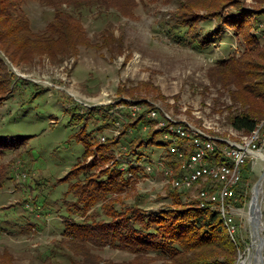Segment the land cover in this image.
I'll use <instances>...</instances> for the list:
<instances>
[{"label":"rangeland","instance_id":"1","mask_svg":"<svg viewBox=\"0 0 264 264\" xmlns=\"http://www.w3.org/2000/svg\"><path fill=\"white\" fill-rule=\"evenodd\" d=\"M125 5L128 13L111 5L103 9V15H85L82 24L92 45L80 44L76 53L59 58L35 54L18 65L0 49V64L15 74V81L23 82L12 94L0 93V98L5 95L0 100V264H165L154 254L139 257L112 246L96 247L64 237L67 204L75 199L67 196L68 181L61 180L86 151L80 138L96 136L95 145L104 143L103 136L118 140L127 131L130 117L135 122V104L144 113L159 108L174 120L226 140L237 142L246 137L229 124L225 103L231 104L230 98L209 74L220 58L238 47L235 33L226 29L211 48L184 46L172 39L174 31L166 25L177 4L129 0ZM243 5L255 13L264 8L256 0H244ZM23 9L33 31L53 21V7L29 1ZM253 20L255 28L264 30V16L257 14ZM218 24L212 19L202 25L208 32ZM5 71L0 69L2 75ZM93 108L99 112L90 115ZM107 109L110 113L104 114ZM103 121H115V125L99 131ZM149 128L128 129L129 138L142 137L145 143L133 154H121L122 158L142 165L165 158V166L182 176L183 161L167 157L169 142L162 135L150 141ZM121 150H128L126 143ZM262 153L242 167L232 203L236 236L243 245L236 264L254 260L257 253L250 207L259 182L264 190V148ZM216 158L222 161V156ZM126 169L132 172L133 168ZM165 180L161 170L154 168L150 174L143 168L117 208L139 204L145 213L172 208L171 188ZM178 193L186 204L198 202V191ZM260 202L264 214V192Z\"/></svg>","mask_w":264,"mask_h":264},{"label":"trees","instance_id":"2","mask_svg":"<svg viewBox=\"0 0 264 264\" xmlns=\"http://www.w3.org/2000/svg\"><path fill=\"white\" fill-rule=\"evenodd\" d=\"M29 1L54 8L53 21L41 31L31 29L23 9ZM128 1L0 0V49L18 65L35 54L59 58L76 53L80 44L92 45L83 28V17L103 15L111 5L117 7V11L128 13L125 8ZM148 1L177 4V10L170 20L167 19L166 25L174 31L172 39L181 45L211 48L226 29L235 33L238 47L225 58H220L209 74L215 85L220 86L230 98L231 104L225 103V107L232 129L245 136L251 135L264 121V30L255 28L256 20H253L257 14L264 16V0H256L262 8L258 13L244 6V0ZM226 9L229 10L223 15ZM212 19L219 24L206 32L202 24ZM0 69L6 70L3 75L0 73V93L12 94L16 86L23 85L21 79L15 81V74L7 72L5 66L0 64ZM98 112L93 108L88 113ZM146 112L134 118L135 122H131L130 117L127 131L118 140L108 139L102 145H95L93 139L96 136L80 138L86 151L73 170L61 180L68 181L67 196L72 195L75 199L67 204L64 237L96 247L112 246L139 257L154 254L165 264H236L238 251L243 248L238 235L236 241L231 238L218 212L201 208L197 201L184 203L179 190L169 191L173 199L172 208L150 213H145L139 204L117 208L121 196L143 171L142 166L133 168V179L121 170L122 162L116 159L118 154L135 153L145 143L142 137L129 138L131 133L128 129L132 128L131 132H134L139 125L150 126V141H153V136L162 135L155 131V122L146 118ZM105 113H110V109ZM114 125L115 121H103L99 131ZM123 137H126L125 141ZM179 142L181 146H187L189 141L180 139ZM125 143L128 150L123 152L121 148ZM221 154L218 147L216 156L221 157ZM189 156L190 151L186 159ZM167 157L174 155L168 153ZM113 161L114 164L111 163Z\"/></svg>","mask_w":264,"mask_h":264},{"label":"built area","instance_id":"3","mask_svg":"<svg viewBox=\"0 0 264 264\" xmlns=\"http://www.w3.org/2000/svg\"><path fill=\"white\" fill-rule=\"evenodd\" d=\"M87 105L84 104L85 107H89ZM132 109L135 115L137 114L136 118L144 113L139 104H135ZM145 115L147 119L155 122V131L161 133L164 140L169 142V153L179 161L185 162L183 166L185 171L182 176H177L174 170L165 166V158L159 161L151 160L150 163L142 165L140 162L134 164L125 161L118 154L116 159L122 162L121 170L129 172V177L135 178L126 168L142 166L150 174H153L156 168L163 172L166 177L165 183L171 189L191 193L198 191L199 206L218 212L229 235L236 241L238 227L232 203L236 201V188L242 179V167L249 159H257L263 155L264 121L244 140L233 142L209 134L188 122L174 120L159 108L150 109ZM115 136L118 137L119 132H115ZM180 139H188V145L181 146ZM101 140L107 142L108 137L103 136ZM219 144L222 146V161L216 158ZM189 151L190 156L186 159Z\"/></svg>","mask_w":264,"mask_h":264},{"label":"bare ground","instance_id":"4","mask_svg":"<svg viewBox=\"0 0 264 264\" xmlns=\"http://www.w3.org/2000/svg\"><path fill=\"white\" fill-rule=\"evenodd\" d=\"M263 192H264L263 183L261 182L255 191L254 199H253L252 204H251L253 206V208L257 207V204H258V209H259L258 215H259L260 220H261L259 231H256V229L254 231V239H255L254 243L257 247L259 246V243H260V237H264V235L262 234L264 232V222H263L264 214H263V210H262L263 209L262 204L260 202V196L263 194ZM250 221H254L253 216H251V215H250ZM262 256H264V246L257 251V253L254 256V260L253 259H251L250 261L244 260L240 264H261Z\"/></svg>","mask_w":264,"mask_h":264},{"label":"water","instance_id":"5","mask_svg":"<svg viewBox=\"0 0 264 264\" xmlns=\"http://www.w3.org/2000/svg\"><path fill=\"white\" fill-rule=\"evenodd\" d=\"M260 183H261V182H259V183L256 185L255 190H254V195H255V191H256V189H257V187L259 186ZM252 201H253V200H252ZM251 204H252V203H251ZM258 211H259V209H258V204H257V207H254V208H253V206L251 205L250 215L253 216V219H254V221H251V223H252V225H253L254 230L256 229V231L259 230V228H260V224H261V220H260V217H259V215H258ZM263 246H264V238H263V237H260V243H259V246H258L257 249L259 250V249L262 248ZM258 250H257V251H258ZM261 253H262V252H261ZM261 264H264V256H262Z\"/></svg>","mask_w":264,"mask_h":264}]
</instances>
